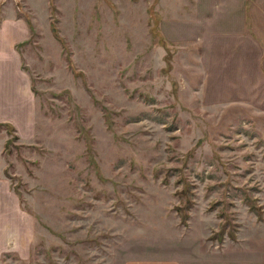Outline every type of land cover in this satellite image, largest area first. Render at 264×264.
Listing matches in <instances>:
<instances>
[{"label": "rangeland", "instance_id": "rangeland-1", "mask_svg": "<svg viewBox=\"0 0 264 264\" xmlns=\"http://www.w3.org/2000/svg\"><path fill=\"white\" fill-rule=\"evenodd\" d=\"M0 264H264V0H0Z\"/></svg>", "mask_w": 264, "mask_h": 264}, {"label": "crops", "instance_id": "crops-1", "mask_svg": "<svg viewBox=\"0 0 264 264\" xmlns=\"http://www.w3.org/2000/svg\"><path fill=\"white\" fill-rule=\"evenodd\" d=\"M22 88H25L24 86H22Z\"/></svg>", "mask_w": 264, "mask_h": 264}]
</instances>
